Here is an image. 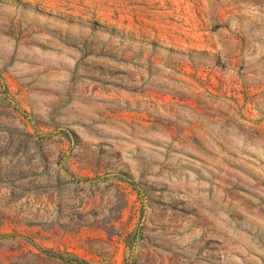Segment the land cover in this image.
<instances>
[{"label": "rangeland", "instance_id": "374dc122", "mask_svg": "<svg viewBox=\"0 0 264 264\" xmlns=\"http://www.w3.org/2000/svg\"><path fill=\"white\" fill-rule=\"evenodd\" d=\"M0 264H264V0H0Z\"/></svg>", "mask_w": 264, "mask_h": 264}]
</instances>
